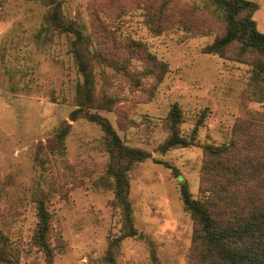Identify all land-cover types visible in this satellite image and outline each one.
Here are the masks:
<instances>
[{
	"label": "rangeland",
	"instance_id": "obj_1",
	"mask_svg": "<svg viewBox=\"0 0 264 264\" xmlns=\"http://www.w3.org/2000/svg\"><path fill=\"white\" fill-rule=\"evenodd\" d=\"M254 1L264 33V0ZM54 2L86 30L94 98L111 99L90 111L150 153L128 171L135 233L116 201L103 127L70 116L85 81L69 35L49 24ZM225 28L213 0H0V249L11 264H50L36 241L41 206L51 264H199L182 186L194 198L221 186L207 145L241 157L264 148L246 137L264 140V74L237 45L231 56L204 51ZM175 103L190 144L163 149Z\"/></svg>",
	"mask_w": 264,
	"mask_h": 264
},
{
	"label": "trees",
	"instance_id": "obj_2",
	"mask_svg": "<svg viewBox=\"0 0 264 264\" xmlns=\"http://www.w3.org/2000/svg\"><path fill=\"white\" fill-rule=\"evenodd\" d=\"M217 10L226 23V28L215 40L206 45L205 52L231 56L229 48L237 45L236 56L248 60L258 75L264 74V33L257 28L253 15L259 8L254 0H213ZM49 24L60 33L69 35L71 48L79 60L84 77L79 107L70 116L77 119L86 115L101 124L109 139L112 160L108 166L109 174L115 180L117 202L123 208L127 225L133 229L132 207L129 199V169L149 156L145 149L125 144L108 118L91 112V107H110L111 99L99 103L93 95V75L89 69L88 57L85 59L83 46L88 41L83 24L64 15L61 4L54 2ZM231 49V48H230ZM151 59L158 63V71L164 72L165 63H159L155 56ZM154 68V67H153ZM155 71V70H154ZM180 106L175 103L169 113L171 135L162 145L163 149L174 146H188L190 141L181 135L179 122ZM63 129L59 139L64 138ZM250 145L254 149L264 146V140L255 138L249 131ZM238 141H234V146ZM205 149L215 157L213 175L221 179L218 185L205 188V197L194 198L186 186H182L185 208L197 224L194 233L193 256L199 264H264V148L255 149L245 157L237 156L226 145L209 146ZM230 153V154H229ZM43 205V203L41 204ZM40 221L36 233L38 245L52 263L53 253L47 242L49 214L44 206L40 207ZM134 231V229L132 230ZM135 233V231H134ZM6 238L0 236V247L5 246ZM8 251L0 249V264H11Z\"/></svg>",
	"mask_w": 264,
	"mask_h": 264
}]
</instances>
